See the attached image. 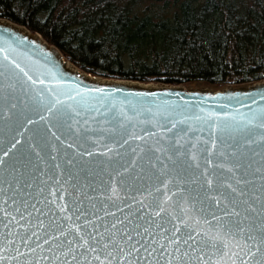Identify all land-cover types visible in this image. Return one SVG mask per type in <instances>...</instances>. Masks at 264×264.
Returning <instances> with one entry per match:
<instances>
[{
    "label": "water",
    "instance_id": "1",
    "mask_svg": "<svg viewBox=\"0 0 264 264\" xmlns=\"http://www.w3.org/2000/svg\"><path fill=\"white\" fill-rule=\"evenodd\" d=\"M42 38L0 18V264H264V81L102 79Z\"/></svg>",
    "mask_w": 264,
    "mask_h": 264
},
{
    "label": "trees",
    "instance_id": "2",
    "mask_svg": "<svg viewBox=\"0 0 264 264\" xmlns=\"http://www.w3.org/2000/svg\"><path fill=\"white\" fill-rule=\"evenodd\" d=\"M92 77L216 88L264 81V0H0Z\"/></svg>",
    "mask_w": 264,
    "mask_h": 264
},
{
    "label": "rangeland",
    "instance_id": "3",
    "mask_svg": "<svg viewBox=\"0 0 264 264\" xmlns=\"http://www.w3.org/2000/svg\"><path fill=\"white\" fill-rule=\"evenodd\" d=\"M43 39V38H42ZM44 40V39H43ZM45 41V40H44ZM73 65V64H72ZM74 67H76L75 65H74ZM77 68V67H76ZM103 79V78H102ZM148 85H154V86H157V87H159V86H162L161 84H155V83H150V84H148ZM169 86V85H168ZM181 86H183L184 88H192V89H194V90H199V89H203V90H211V91H218V90H223V89H227V88H229V87H223V88H221V89H219V88H216V87H213V86H210V85H206V84H195V85H181Z\"/></svg>",
    "mask_w": 264,
    "mask_h": 264
},
{
    "label": "snow or ice",
    "instance_id": "4",
    "mask_svg": "<svg viewBox=\"0 0 264 264\" xmlns=\"http://www.w3.org/2000/svg\"><path fill=\"white\" fill-rule=\"evenodd\" d=\"M206 183H211V181L209 180V181H206ZM230 187V186H229ZM233 191H235V189H233ZM157 215H159V213H157ZM138 227H139V225H138ZM144 231L145 232H147L148 231V229H144ZM175 231H179V229H176ZM137 234H139V233H137ZM126 236H127V239L128 240H131L132 239V236L131 235H129V234H126ZM188 239H194V237L192 236V234L191 233H189V235H188ZM177 243H179V241H177ZM185 243H187V241H185ZM161 247H163V246H161ZM122 251V250H121ZM257 251H259V249H257ZM253 255H255V253H253ZM96 259H99V257H96ZM257 264H260V262L259 261H257Z\"/></svg>",
    "mask_w": 264,
    "mask_h": 264
},
{
    "label": "bare ground",
    "instance_id": "5",
    "mask_svg": "<svg viewBox=\"0 0 264 264\" xmlns=\"http://www.w3.org/2000/svg\"><path fill=\"white\" fill-rule=\"evenodd\" d=\"M37 39L38 40H41L40 39V36H37ZM69 70H71L72 72H77V70L75 69V67L73 65H71V64H69ZM84 76H86V75H84ZM152 86H154V85H152ZM148 87H150V86H148Z\"/></svg>",
    "mask_w": 264,
    "mask_h": 264
}]
</instances>
